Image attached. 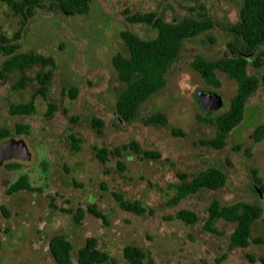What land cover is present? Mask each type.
<instances>
[{"label":"rangeland","instance_id":"1","mask_svg":"<svg viewBox=\"0 0 264 264\" xmlns=\"http://www.w3.org/2000/svg\"><path fill=\"white\" fill-rule=\"evenodd\" d=\"M41 3L33 18L22 22L20 15L0 2V31L12 35L22 28L17 53H36L55 62L47 97L36 96L34 112L29 115H13L8 109L29 100L36 82L26 81L21 89L14 85L22 76L31 78L34 71H11L0 77V127L11 129L10 138L24 141L30 153L28 160L10 158L0 164V264H55L48 240L56 234L72 243L73 258L91 236L115 264H127L121 251L128 244L148 250L155 264H259L249 262L245 254L264 256V244L230 250L228 237L235 223L219 219L215 223L219 235H215L204 231L203 221L212 201L255 203L262 214L252 226L251 237L264 236V189L253 182L250 173L257 169L264 186V139L252 140L254 127L264 121V91L258 88L248 98L243 118L225 146L209 148L202 141L215 135V127L207 120L228 108L236 83L216 71L220 86H209L190 66L197 54L206 58L222 54L229 39L223 27L236 18L240 0H92L87 14L72 17L51 8L48 0ZM124 9L131 13L158 11L167 21L206 10L216 22L213 29L183 43L178 60L167 73L166 85L143 102L138 116L129 123L119 120L114 111L123 84L111 58L128 54L122 31L142 37L152 33L141 24L126 23ZM5 58L0 54V67ZM248 71L260 75L264 69L249 66ZM72 88L77 89L74 98L68 93ZM198 91L220 95L221 107L207 114L200 108ZM48 102L57 107L51 116L45 115ZM156 113L165 116L164 126L147 123ZM15 124L28 125V134H15ZM172 129L181 134H173ZM70 133L80 141L78 152L71 149ZM130 142L159 157L140 159L130 149ZM101 147L107 149L105 162L96 157ZM7 163L20 167L6 169ZM209 167L225 174L222 188L201 190L176 205L169 204L177 172L191 176ZM20 176L40 191L7 194ZM113 193L139 201L145 212L136 215L121 209ZM92 203L105 215L107 224L89 214L76 224L72 212L59 210L85 209ZM180 209L194 211L198 222L164 220Z\"/></svg>","mask_w":264,"mask_h":264},{"label":"trees","instance_id":"2","mask_svg":"<svg viewBox=\"0 0 264 264\" xmlns=\"http://www.w3.org/2000/svg\"><path fill=\"white\" fill-rule=\"evenodd\" d=\"M92 0H48L49 6L62 13L64 16L85 15L89 11ZM8 5L16 15L22 17V22L33 18L38 7L42 6L41 0H0ZM204 10V9H203ZM124 21L128 24H141L145 26L150 36L142 37L134 31L125 30L120 36L127 49V56L116 54L111 58V64L117 73L118 80L123 88L118 92L114 111L117 118L123 122H132L139 114L143 102L152 94L161 90L166 85L168 71L178 60L183 43L195 38L214 28L216 22L208 15L207 11L201 14H186L167 21L158 11L134 12L124 9ZM229 39L225 43V49L218 57L206 58L195 55L190 63L204 80L212 87L218 88L220 81L216 71L224 72L236 83V92L230 98L228 108L207 120L215 127V135L202 141L204 146L213 149H222L230 132L241 122L248 98L258 88L264 91V71L260 75L250 73L248 67L264 69V0H240L238 13L233 21H229L224 27ZM22 36V28L12 35L0 31V54L5 56L1 63L0 77L6 73L19 71L21 73L33 70L31 78L22 76L14 85V89L24 87L26 81H34L37 88L32 92L28 101L12 104L9 112L13 115H29L34 112V99L36 96L47 97L49 82L53 75L55 62L51 57L36 53H17L18 40ZM48 67L46 70L45 68ZM71 98L77 94V89L68 90ZM56 106L48 102L46 116H51ZM207 112V114H211ZM101 126L99 121H95ZM149 124L164 126L166 118L163 114L156 113L147 118ZM14 133L17 135L28 134L29 126L15 124ZM99 132V130H98ZM173 134H181L178 129H172ZM12 130L0 127V144L11 137ZM71 149L79 151V139L74 134H68ZM264 139V121L257 124L252 132V140L258 143ZM130 149L140 154V159L159 157L155 152L141 151L135 142H130ZM115 152L119 155L120 150ZM96 157L105 162L107 149L101 147L96 152ZM120 168L122 165L119 163ZM6 169H19L17 163H7ZM252 180L260 189H264L262 180L255 168L250 170ZM178 181L172 185L173 197L168 201L170 205H176L188 196L197 194L201 190L216 191L226 184V176L219 168L209 167L199 171L196 175H187L177 172ZM19 191L39 192L40 189L31 187L25 176H20L7 189V194ZM254 191V190H253ZM118 206L136 215H142L145 208L139 201L124 199L122 195L113 193ZM50 206L58 209L53 204ZM62 212L73 214L76 224H80L86 214L92 215L107 224L106 217L95 204H88L86 208L77 207L75 211L59 209ZM262 209L255 203L236 201L231 204H220L212 201L206 208V217L203 221V229L211 234L219 235L215 223L219 219L235 223L232 233L228 237V248L245 249L250 244H264V236L252 238L251 229L253 224L261 217ZM177 219L186 224L198 222V215L189 209H180L173 217H164V220ZM48 251L55 264H115V259L107 252L100 250L94 237H87L83 244L76 250L75 258L72 257L73 245L63 234H56L48 240ZM122 257L127 264H155L150 252L134 244L124 245ZM245 258L251 263L264 264V256L245 254Z\"/></svg>","mask_w":264,"mask_h":264},{"label":"water","instance_id":"3","mask_svg":"<svg viewBox=\"0 0 264 264\" xmlns=\"http://www.w3.org/2000/svg\"><path fill=\"white\" fill-rule=\"evenodd\" d=\"M197 96L200 108L203 111H216L222 105L221 96L214 92L198 91ZM10 158L20 160H28L30 158V153L24 141L9 138L0 144V164Z\"/></svg>","mask_w":264,"mask_h":264},{"label":"flooded vegetation","instance_id":"4","mask_svg":"<svg viewBox=\"0 0 264 264\" xmlns=\"http://www.w3.org/2000/svg\"><path fill=\"white\" fill-rule=\"evenodd\" d=\"M9 139V138H8Z\"/></svg>","mask_w":264,"mask_h":264}]
</instances>
